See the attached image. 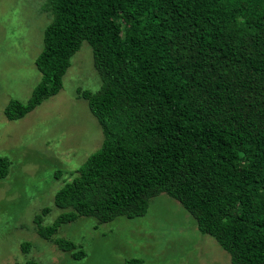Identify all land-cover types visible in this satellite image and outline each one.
<instances>
[{
  "label": "trees",
  "instance_id": "16d2710c",
  "mask_svg": "<svg viewBox=\"0 0 264 264\" xmlns=\"http://www.w3.org/2000/svg\"><path fill=\"white\" fill-rule=\"evenodd\" d=\"M47 1L42 81L5 117L22 119L56 96L86 41L102 85L78 96L104 139L57 191L56 219L44 224L48 207L34 219L41 238L83 257L57 236L64 223L142 217L166 193L232 264H264V0ZM9 169L0 157V179Z\"/></svg>",
  "mask_w": 264,
  "mask_h": 264
},
{
  "label": "rangeland",
  "instance_id": "374dc122",
  "mask_svg": "<svg viewBox=\"0 0 264 264\" xmlns=\"http://www.w3.org/2000/svg\"><path fill=\"white\" fill-rule=\"evenodd\" d=\"M47 0H0V157L10 163L0 179V264H232L230 254L209 235L179 201L162 193L150 200L145 216H119L108 223L79 217L64 223L58 237L83 250L74 258L41 238L34 219L51 208L44 224L60 210L58 190L101 148L103 132L78 91L100 90L93 51L86 41L72 57L63 88L24 118L9 121L4 110L11 102L27 103L42 81L36 59L43 50L44 32L53 19ZM62 171L57 178V172ZM67 178V179H66ZM30 243L26 253L22 245ZM76 253V252H75Z\"/></svg>",
  "mask_w": 264,
  "mask_h": 264
}]
</instances>
